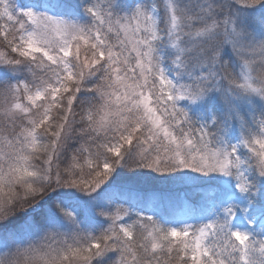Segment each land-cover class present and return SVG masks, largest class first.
Listing matches in <instances>:
<instances>
[{
    "label": "snow or ice",
    "instance_id": "6c2138e0",
    "mask_svg": "<svg viewBox=\"0 0 264 264\" xmlns=\"http://www.w3.org/2000/svg\"><path fill=\"white\" fill-rule=\"evenodd\" d=\"M0 264H264V0H0Z\"/></svg>",
    "mask_w": 264,
    "mask_h": 264
}]
</instances>
